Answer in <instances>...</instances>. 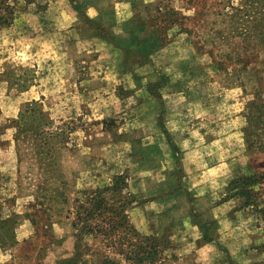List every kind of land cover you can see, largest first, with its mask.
<instances>
[{
  "label": "rangeland",
  "instance_id": "rangeland-1",
  "mask_svg": "<svg viewBox=\"0 0 264 264\" xmlns=\"http://www.w3.org/2000/svg\"><path fill=\"white\" fill-rule=\"evenodd\" d=\"M115 1L3 0L12 13L0 9L9 21L0 24V219L10 220L0 264H57L70 256L71 199L120 172L135 199L128 222L167 241L157 264H264V50L242 53L240 38L220 39V0H129L122 20L114 17ZM65 7L77 21L58 28L51 17ZM29 100L65 135L54 171L38 167L32 134L9 121ZM204 140L206 199L198 203L182 165L203 152ZM226 156L234 159L230 172L207 170ZM241 174L256 180L246 185L245 206L242 184L228 183ZM53 187L67 202L45 197L39 204L38 195ZM165 195L154 212L151 200ZM188 218L197 234L183 229ZM202 232L211 238L206 247ZM81 243L87 262L79 264L113 255L100 236Z\"/></svg>",
  "mask_w": 264,
  "mask_h": 264
},
{
  "label": "trees",
  "instance_id": "trees-1",
  "mask_svg": "<svg viewBox=\"0 0 264 264\" xmlns=\"http://www.w3.org/2000/svg\"><path fill=\"white\" fill-rule=\"evenodd\" d=\"M218 4L220 5L214 12L218 18L214 24L221 25L215 31L221 37L220 39L226 37L240 38L242 53L248 50H264V0H220ZM4 5L3 0H0V9L7 10L5 11L6 14H11L12 6ZM8 23L7 15L0 13V24L7 25ZM256 53L254 52V55ZM262 105L264 106V104L259 106ZM262 118L264 119V116ZM9 121L14 124L17 132H30L32 134L38 167L43 166V168H51L54 171L55 163L53 162L56 159L54 155L63 146L65 135L60 128L52 127L49 116L46 111L41 109L39 102L36 100L25 102L16 117ZM126 180L127 176L123 172L113 174L107 184L89 191L79 190L81 196L71 199L66 213L71 216L70 224L74 229L75 243L71 255L61 258L57 264L87 262L84 258L86 252H84L81 243L83 236L86 235L90 237L100 236L109 242V246L113 247V255L109 254L110 252L103 253L97 264H120L114 255L133 264H157L156 261L160 259L167 241L164 237L140 234L128 222L126 209L133 205L135 199L133 194L126 190ZM60 182L61 185H65L63 181ZM254 182L256 180L253 174H241L228 181L230 184H235L234 187L242 184L238 191L239 196L243 198L241 206L251 204L247 198L251 197L252 190L246 188V185ZM39 196L42 197L39 204L43 203L45 197L48 200L61 197L62 203L67 202L65 194L62 190H58V187H53L49 193ZM56 215L58 212L55 211L47 213L46 219ZM13 216L18 219L16 214ZM9 220L10 216L0 219V244H2V239L8 240L5 236V226ZM201 239L203 243L211 240L205 232H202ZM251 264L262 263L253 262Z\"/></svg>",
  "mask_w": 264,
  "mask_h": 264
},
{
  "label": "crops",
  "instance_id": "crops-1",
  "mask_svg": "<svg viewBox=\"0 0 264 264\" xmlns=\"http://www.w3.org/2000/svg\"><path fill=\"white\" fill-rule=\"evenodd\" d=\"M112 8L114 9L113 10L114 17L115 18L118 17L119 20H122L125 17H128L129 14L131 13V7H130L129 0L115 1ZM90 9H91V7L86 8L87 11H85V13L88 16V18L93 19L95 16V14H94L95 11L93 9H91V11H93V13L89 14ZM64 15L67 18H65ZM51 18L54 21V23H56V24L58 23V25H59L58 28L72 27L77 21V16H75V12L70 7L69 8L65 7L62 10L60 9L58 12V15L52 16ZM65 19H67V20H65ZM118 19H116V21ZM236 118H237V116L234 117V119H236ZM169 129H171V128H169ZM226 132L227 131L225 130L224 133H226ZM201 144H202L201 147H202L203 152H201L200 155H198L197 157L191 158L192 160L189 161L188 163L186 162L182 165V169L184 171L183 179H184L185 187L187 188V186H188L187 189L195 192V194H193V196L196 198L198 203L203 202L202 200L205 201V199H206V141L204 140L203 143H201ZM192 150L195 151L194 148ZM186 152L187 153L183 152L182 156L184 157V155H185L186 158H188V154H190V151H186ZM229 158L230 157L226 156V158L224 160L210 164L208 166L207 170L213 171L214 169H220V170L223 169L221 172L225 174V171H226V174H227L228 171L230 172L232 170V168L234 167V165H233L234 159L230 160ZM225 176H227V175H225ZM183 189H177L176 192H178V193L183 192L184 191ZM166 196H169V195H165L161 199H158V200H151L152 202H150V203L155 205L154 212H157L161 209L162 202L164 200V197H166ZM164 202H165V200H164ZM224 206L222 205L221 207H224ZM147 207H150V209H151L153 206H151V205L145 206L144 209H147ZM132 209L142 211L137 206L132 207ZM183 225H185V226H183V229H186V227H188L190 229H194L196 234L198 233V225H196L195 222H191V220L189 218L183 222ZM197 236L198 235H195L194 238H196ZM206 244L207 243H204V245H202V247H206Z\"/></svg>",
  "mask_w": 264,
  "mask_h": 264
}]
</instances>
